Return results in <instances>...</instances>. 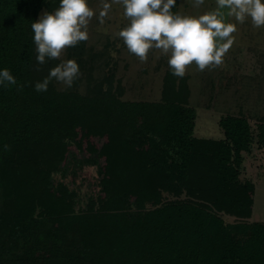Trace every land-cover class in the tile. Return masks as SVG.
<instances>
[{
    "label": "trees",
    "instance_id": "1",
    "mask_svg": "<svg viewBox=\"0 0 264 264\" xmlns=\"http://www.w3.org/2000/svg\"><path fill=\"white\" fill-rule=\"evenodd\" d=\"M58 6L0 0V68L17 81L0 86V264H264V223L220 216L252 214L254 186L238 180L248 121L222 117L223 139L193 137L182 78L161 101L125 100L107 45L87 40L65 51L80 68L73 86L37 92L58 61L38 64L31 23ZM74 157L99 167L96 195L79 209L53 179Z\"/></svg>",
    "mask_w": 264,
    "mask_h": 264
},
{
    "label": "rangeland",
    "instance_id": "2",
    "mask_svg": "<svg viewBox=\"0 0 264 264\" xmlns=\"http://www.w3.org/2000/svg\"><path fill=\"white\" fill-rule=\"evenodd\" d=\"M104 3L111 4V7L108 15L102 17L100 12ZM88 4L95 10L96 15L89 22L87 42L95 49L107 45L104 61L109 64L110 69L118 70V77L125 87L123 98L135 102L161 101L164 85L175 87L180 79L172 75L167 65V57L158 49H152L147 60L142 62L128 52L117 35L127 23L118 0H88ZM216 6V0H205V3L199 7L194 6L193 0H177L172 10L197 15L213 10ZM229 19L230 22L237 23V31L233 33L235 41L225 54L221 65L205 69L211 74L210 85H204L205 70L199 71L194 64L187 67L181 84L190 87L186 99L195 111L193 137L207 140L223 139L224 131L219 125L222 117H244L248 121L252 140L248 150L241 153L238 180L241 183L249 182L254 186L252 214L246 219L226 214L220 216L225 223H264V115H260V112L264 113V98L258 100L257 107L254 105L256 101L253 105L249 102L255 84L251 83L248 75L256 62L250 63L246 59L247 52L244 51L246 47L260 45L261 40L264 47V26L255 27L250 19L244 23H239L234 18ZM241 50L242 55L237 54V51ZM65 51L66 49L61 59H70ZM215 72L216 75H213ZM98 171L99 167L95 159L74 157L67 173L65 175L54 173L53 179L56 184L67 185L75 193L76 208L79 209L86 206L88 198L95 197L98 189ZM185 197L184 194L177 198L171 193H163L164 201L185 199ZM2 201L0 196V210Z\"/></svg>",
    "mask_w": 264,
    "mask_h": 264
},
{
    "label": "clouds",
    "instance_id": "3",
    "mask_svg": "<svg viewBox=\"0 0 264 264\" xmlns=\"http://www.w3.org/2000/svg\"><path fill=\"white\" fill-rule=\"evenodd\" d=\"M127 23L117 35L130 54L146 61L149 51L158 49L167 57L172 75L183 78L187 67L195 65L199 71L223 63V58L235 41L237 23L250 19L255 27L264 26V0H216V8L192 15L172 9L177 0H118ZM205 0H193L195 7ZM111 4L104 3L100 16H107ZM96 12L88 0H59L53 11H43L31 23L36 61L47 59L59 62L48 75L34 85L37 92L48 90L55 80L66 88L80 77L74 59H61L66 48L89 39L88 25ZM16 78L8 68H0V86L15 85Z\"/></svg>",
    "mask_w": 264,
    "mask_h": 264
},
{
    "label": "crops",
    "instance_id": "4",
    "mask_svg": "<svg viewBox=\"0 0 264 264\" xmlns=\"http://www.w3.org/2000/svg\"><path fill=\"white\" fill-rule=\"evenodd\" d=\"M262 43H263V40H261L260 45L259 44H256L254 46L252 45L251 47H246L244 50L247 52L246 53V55H247L246 59H248L250 61V63H252V61L256 62L255 66L252 67V72H250L248 75V76H250L251 83L255 84L254 89L251 90L252 93L250 95L251 98L249 99L250 100L249 102L251 105H253V103L256 101L254 103V105L256 107L259 103L258 100L261 101V99L264 98V47H262ZM258 46H260V47L258 48ZM238 53H241V55H242V50L237 51V54ZM243 54H245V52H243ZM213 75H216V72ZM210 77H211V74H209L205 70L204 77H203L204 85H207V84L210 85ZM212 83L213 82H211V84ZM210 88H211V86H210ZM207 97L208 98L210 97L209 93L207 94ZM260 113H259L260 115H262V114L264 115L263 112H260Z\"/></svg>",
    "mask_w": 264,
    "mask_h": 264
}]
</instances>
